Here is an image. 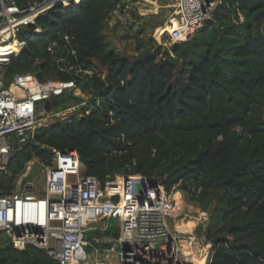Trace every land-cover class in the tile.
I'll return each mask as SVG.
<instances>
[{
  "label": "trees",
  "instance_id": "trees-1",
  "mask_svg": "<svg viewBox=\"0 0 264 264\" xmlns=\"http://www.w3.org/2000/svg\"><path fill=\"white\" fill-rule=\"evenodd\" d=\"M16 1L25 7L36 0ZM125 1L56 5L0 47L1 60L13 55L4 66L7 86L31 72L41 81L74 80L89 95L66 90L56 97L52 110L87 106L38 127L2 170L0 192H11L33 159L50 164L53 149H74L84 173L103 183L119 173L156 177L207 211L198 232L213 244L208 264H264V0H226L190 39L171 19L157 38L170 32L185 40L161 59L160 51L131 59L104 42L103 17ZM113 221L96 232L118 238ZM0 264L56 261L33 246L16 249L0 231Z\"/></svg>",
  "mask_w": 264,
  "mask_h": 264
},
{
  "label": "built area",
  "instance_id": "built-area-1",
  "mask_svg": "<svg viewBox=\"0 0 264 264\" xmlns=\"http://www.w3.org/2000/svg\"><path fill=\"white\" fill-rule=\"evenodd\" d=\"M81 1L36 0L22 7L16 0H0V47L13 43L23 26L36 24L37 17L50 8L61 4L72 9ZM172 1L170 15L181 23L179 30L196 33L226 0ZM239 19L244 20L241 12ZM37 32L42 34V29ZM11 57L0 59V174L14 154L33 140L38 127L64 119L67 111L75 109L51 110L42 121L37 114L39 102L66 90L76 95L82 92L74 80L41 81L31 72L17 74L3 89L4 66ZM37 168L43 172L39 181L33 175ZM179 211L174 192L156 177L119 173L103 183L84 173L77 150L53 149L50 164L33 159L16 187L0 192V231L16 249H42L56 264H85L91 259L95 264H199L204 255L208 264L211 251L205 250L209 244L205 231L180 230L176 224ZM201 214L200 221H206L207 212ZM111 220L120 228L118 238L105 240L91 233L106 230ZM98 222L103 225L97 226ZM105 241L106 246H100ZM86 247L93 252L89 254Z\"/></svg>",
  "mask_w": 264,
  "mask_h": 264
},
{
  "label": "rangeland",
  "instance_id": "rangeland-1",
  "mask_svg": "<svg viewBox=\"0 0 264 264\" xmlns=\"http://www.w3.org/2000/svg\"><path fill=\"white\" fill-rule=\"evenodd\" d=\"M152 1H157V7L152 4ZM173 4L174 3L172 0H126L112 13H109L103 17L104 23L100 29V34L104 42L109 47L113 48L116 52L122 54L123 56L129 57L131 59H139L151 52L160 51L161 54L159 55V59H161L162 53H164L166 49H170L174 44L185 40L179 39L177 36H175L174 39L172 35L169 34V32L164 33L161 36V39L157 38V29L161 26H164L167 30H169V23L172 24V21L175 19L172 18L173 20H170L172 17L170 13L174 8ZM155 14H159V20H156ZM177 26H180V24H177ZM193 35L194 31L187 29L186 39H188L189 37L191 38ZM3 85V89L8 88L4 78ZM78 95L82 96L85 100L89 99V95L83 92ZM45 103L46 101L39 102L37 108V114L42 119V121H46L48 115V111H46L45 109ZM83 106H87V102H84L80 105H74L73 103H71L70 107H75V109L73 111H67L68 113L64 119H70L73 115L80 112ZM33 175L35 176V180L39 181L42 179L43 172L41 171V169L37 168ZM177 191L179 190L174 189V195ZM180 192L182 194L181 201H178L180 215L179 218H177L176 224L178 223V221L181 222L184 225L185 231H187V225L185 223L192 220L198 221V224L195 227V229L197 230L199 229L200 225H203V222H205L207 225L208 221L210 220L208 212L205 211L207 212L206 221H200V219L202 218L201 213L204 211L201 210L197 204L189 201L185 193H183L182 191ZM115 221L116 220H114L113 222ZM108 224L110 225V221L108 222ZM96 225L102 226L103 223L98 222L96 223ZM91 233L96 234L98 237L105 240L113 238L109 235H106L103 231H99L98 233L96 231H92ZM4 235L6 234L4 233ZM209 244H211V247L208 250L211 251L212 257L213 244L211 242H209ZM105 245L106 241L100 244V246ZM86 249L89 254L93 252V249L91 247H86ZM196 257L199 258V256ZM211 257L209 260H211ZM202 258L198 259V261H202ZM88 262L91 263L92 259Z\"/></svg>",
  "mask_w": 264,
  "mask_h": 264
},
{
  "label": "bare ground",
  "instance_id": "bare-ground-1",
  "mask_svg": "<svg viewBox=\"0 0 264 264\" xmlns=\"http://www.w3.org/2000/svg\"><path fill=\"white\" fill-rule=\"evenodd\" d=\"M175 19H177V18H175ZM177 21L179 22L178 19H177ZM159 29H162V26H161ZM17 48H18L19 50H21V48H20V44L17 45ZM0 86H2L1 83H0ZM174 196H175V198H176L179 202L181 201V197H182L181 192H179V191L176 192ZM197 224H198V221H196V220L189 221L188 224H187V232H191V231H193V230L195 229V227H196ZM177 226H178V228H179L180 230L184 229V225H183L181 222H179V221H178V223H177ZM182 231H185V229L182 230ZM199 252H200V249H199V247H198V248L196 249V254H195V255H197ZM200 261H201V260H200ZM200 261H198L199 264H200Z\"/></svg>",
  "mask_w": 264,
  "mask_h": 264
},
{
  "label": "water",
  "instance_id": "water-1",
  "mask_svg": "<svg viewBox=\"0 0 264 264\" xmlns=\"http://www.w3.org/2000/svg\"><path fill=\"white\" fill-rule=\"evenodd\" d=\"M155 18H156V20H159V19H160L159 14H155ZM20 48H21L22 52L25 51V49H26V44H21V45H20ZM56 103H57V99H56V98L53 99V100H47L46 103H45V109H46V111H48V112L51 111L52 108H53V106H54Z\"/></svg>",
  "mask_w": 264,
  "mask_h": 264
},
{
  "label": "crops",
  "instance_id": "crops-1",
  "mask_svg": "<svg viewBox=\"0 0 264 264\" xmlns=\"http://www.w3.org/2000/svg\"><path fill=\"white\" fill-rule=\"evenodd\" d=\"M186 225L188 224V222L185 223ZM106 246V245H105ZM104 247V246H103ZM88 264H95L94 261L92 260L91 263L87 262ZM112 264H117L115 261L112 262Z\"/></svg>",
  "mask_w": 264,
  "mask_h": 264
}]
</instances>
